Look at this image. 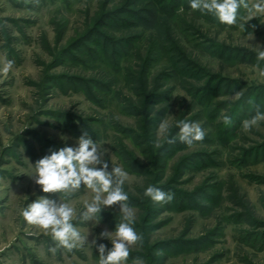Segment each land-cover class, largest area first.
<instances>
[{
    "label": "rangeland",
    "instance_id": "rangeland-1",
    "mask_svg": "<svg viewBox=\"0 0 264 264\" xmlns=\"http://www.w3.org/2000/svg\"><path fill=\"white\" fill-rule=\"evenodd\" d=\"M177 1L0 0V264H98L96 245L111 248L99 234L121 222L119 203L85 220L90 189L43 193L31 176L84 132L129 173L141 239L123 264H264V118L243 127L264 113V16L244 30ZM181 120L204 138L180 141ZM41 195L76 209L83 243L63 247L23 218Z\"/></svg>",
    "mask_w": 264,
    "mask_h": 264
},
{
    "label": "clouds",
    "instance_id": "clouds-1",
    "mask_svg": "<svg viewBox=\"0 0 264 264\" xmlns=\"http://www.w3.org/2000/svg\"><path fill=\"white\" fill-rule=\"evenodd\" d=\"M190 8L202 13L212 14L221 24L239 25L245 30V23L253 17L264 16V0H189ZM251 36L253 33L250 32ZM260 45V44H259ZM257 60H264V46L257 49ZM13 61H8L3 71H9ZM264 76V69L260 70ZM264 118V113L257 112L249 120L243 122L247 130ZM225 124L231 122L229 116L224 117ZM180 141L191 145L194 141L202 140L205 132L198 122L178 121ZM161 130H167V122H162ZM108 149L101 151L99 145L87 132L82 133L75 145H68L51 151L34 164L35 174L31 175L43 193H60L79 189L82 185L90 189L94 195L91 200L84 201V211L81 216L85 220L100 221L102 211L107 206L119 203L123 213L121 222L113 232H101L99 237H107L111 248L105 254L106 245L97 246L100 258L98 264H123L129 255V245L141 239L140 234L132 227L133 212L124 203L128 194L123 190V184L129 173L116 166L109 170V161L104 159ZM99 166V167H98ZM144 194L157 202H166L172 195L149 185ZM21 215L30 224L51 230L52 238L59 245L68 249L86 239L72 223L76 209L69 203L57 201L47 195L31 202L21 210ZM98 237V238H99ZM97 238V239H98ZM92 243L96 244V239ZM142 264V261L139 262Z\"/></svg>",
    "mask_w": 264,
    "mask_h": 264
},
{
    "label": "trees",
    "instance_id": "trees-1",
    "mask_svg": "<svg viewBox=\"0 0 264 264\" xmlns=\"http://www.w3.org/2000/svg\"><path fill=\"white\" fill-rule=\"evenodd\" d=\"M176 1H177V0H176ZM178 1H180V0H178ZM178 1H177V2H178ZM171 4H172V3H171ZM171 6L173 7V6H176V5H171ZM149 17H152L154 20L156 19V18H155V14H154L153 12H150V13H149ZM230 56H232V55H230ZM227 130H228V129H227Z\"/></svg>",
    "mask_w": 264,
    "mask_h": 264
}]
</instances>
